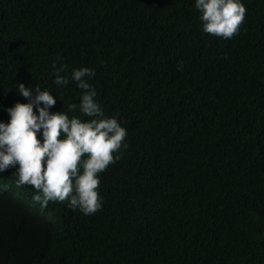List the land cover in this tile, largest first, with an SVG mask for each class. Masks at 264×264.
Wrapping results in <instances>:
<instances>
[{
    "label": "trees",
    "instance_id": "obj_1",
    "mask_svg": "<svg viewBox=\"0 0 264 264\" xmlns=\"http://www.w3.org/2000/svg\"><path fill=\"white\" fill-rule=\"evenodd\" d=\"M240 3L223 39L195 0H0V123L29 102L20 83L90 119L68 110L77 84L54 83L64 64L94 69L96 102L127 130L94 215L0 192V264H264V0Z\"/></svg>",
    "mask_w": 264,
    "mask_h": 264
},
{
    "label": "clouds",
    "instance_id": "obj_2",
    "mask_svg": "<svg viewBox=\"0 0 264 264\" xmlns=\"http://www.w3.org/2000/svg\"><path fill=\"white\" fill-rule=\"evenodd\" d=\"M195 7L203 32L223 39L239 33L247 11L240 0H195ZM66 72L64 64L54 67V83L66 86L74 81L81 90L80 103L69 104L68 110L78 109L90 119L69 118L64 111L50 113L48 109L56 103L50 92L20 83L18 93L29 102L9 108V122L0 123V171L18 165L17 179L0 180V192L34 211L39 210L37 203L43 209L49 201H67L69 209L90 216L102 208L99 174L120 159L118 153L127 147V130L115 117H106L96 102V90L88 80L95 75L94 69H73L70 77L62 75ZM41 130L42 142L37 136Z\"/></svg>",
    "mask_w": 264,
    "mask_h": 264
}]
</instances>
